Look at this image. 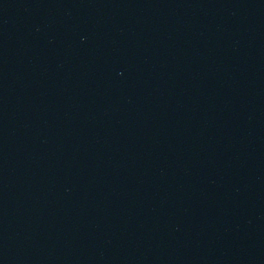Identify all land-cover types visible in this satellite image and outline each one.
Returning <instances> with one entry per match:
<instances>
[{
  "label": "water",
  "instance_id": "water-1",
  "mask_svg": "<svg viewBox=\"0 0 264 264\" xmlns=\"http://www.w3.org/2000/svg\"><path fill=\"white\" fill-rule=\"evenodd\" d=\"M0 264H264V0H0Z\"/></svg>",
  "mask_w": 264,
  "mask_h": 264
}]
</instances>
